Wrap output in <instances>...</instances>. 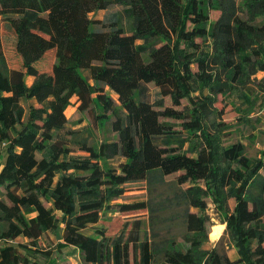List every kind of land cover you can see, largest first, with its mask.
Listing matches in <instances>:
<instances>
[{
    "label": "trees",
    "instance_id": "16d2710c",
    "mask_svg": "<svg viewBox=\"0 0 264 264\" xmlns=\"http://www.w3.org/2000/svg\"><path fill=\"white\" fill-rule=\"evenodd\" d=\"M114 5L128 29L117 14L91 17ZM211 12L219 18L212 21ZM14 17L28 37H48L55 49L52 79L33 88L26 81L38 74L32 59L11 69L4 54L2 25ZM262 72L264 0H0V264H57L40 244L50 232L86 264H155L143 222L115 235L100 223L108 213L149 209L147 202L115 203L127 184L177 173L199 213L187 212V248L168 244L165 264H264V150L250 158L241 143L222 146L219 133L231 125L216 107L219 96L241 93L250 109L238 108V119L248 118L256 100L250 84ZM258 87L264 91V80ZM74 98L80 112L98 103L97 121L117 138L95 146L69 129ZM185 99L191 105L174 108ZM162 119L180 121L182 130ZM74 147L87 156L74 155ZM116 158L124 159L118 168L110 164ZM209 196L225 214L235 261L204 249Z\"/></svg>",
    "mask_w": 264,
    "mask_h": 264
},
{
    "label": "rangeland",
    "instance_id": "374dc122",
    "mask_svg": "<svg viewBox=\"0 0 264 264\" xmlns=\"http://www.w3.org/2000/svg\"><path fill=\"white\" fill-rule=\"evenodd\" d=\"M236 1L238 4L243 2V0ZM116 14L123 26L128 29L129 20L121 15V7L117 5L110 7L107 11L92 14L91 17L106 19ZM219 16V12L210 13L212 21L217 20ZM243 17L246 16L243 14ZM27 32L19 17H14L12 21L5 22L2 25L3 48L8 66L11 69H24L25 63L31 58L38 74H28L26 81L29 88H33L39 81H50L52 79L55 49L48 37L43 35H39L37 38L28 37ZM252 80L254 81L250 84V88L255 96H252L250 92H248V95L251 96V99L256 97V100L248 118L245 114L244 121L240 122L238 119L240 116L238 108L242 112L250 109V105L246 103L241 93L234 92L226 98L219 96L216 107L223 112L222 121L231 125L219 133L222 146L227 147L234 143H241L245 146L248 157L259 158L261 151L264 150V91L258 87V83L264 80V72L257 74ZM149 87L152 91H156L154 84H150ZM106 93L120 107L118 96L108 88ZM191 94L196 95L197 91ZM76 101L75 98L72 100L73 105L67 111L69 129L82 131L78 137L95 146L105 141H114L117 138V135L111 130V126L106 121H97V114L102 112V107L98 103L91 111L80 112ZM33 102L34 100L24 101L23 104L28 107ZM165 105L168 107L174 106L169 97L165 98ZM189 105H191L189 99H185L180 107L174 108L183 110ZM162 121L174 124L175 129L182 130L180 121L173 119H162ZM202 124L204 130L215 131L210 119L202 118ZM199 135H201V132H199ZM74 155L87 156L77 147H74ZM122 162H124L123 158H116L111 160L110 164L114 168H118ZM179 175V173L169 176L155 174L146 181L127 184L125 195L116 200L115 203L147 202L149 209L128 213H108L103 216L100 226L107 227L109 235H115L123 229L129 232L132 228L134 229V222L140 220L143 222L141 237L142 239L147 237L151 242L156 253L155 264H165V250L168 244L175 242L177 245L187 248L185 242L187 212L199 213V210L190 207L184 198L183 192L189 187V184L180 185L177 181ZM198 185L204 190L208 188L204 181L199 182ZM206 201L208 207L205 215L209 218V221L207 224L208 241L204 249H217L232 261L237 260L238 250L227 232L224 212L217 208L213 196H209ZM227 204L230 212H234L235 198H229ZM46 205L49 206L50 204L46 202ZM212 230L213 234L210 235ZM88 233L91 234L92 230H89ZM40 244L45 250L52 252L53 259L57 264H86L78 250L73 247H62L64 242L59 234L50 232L44 235ZM132 264H134L133 259Z\"/></svg>",
    "mask_w": 264,
    "mask_h": 264
},
{
    "label": "crops",
    "instance_id": "0c3cea01",
    "mask_svg": "<svg viewBox=\"0 0 264 264\" xmlns=\"http://www.w3.org/2000/svg\"><path fill=\"white\" fill-rule=\"evenodd\" d=\"M91 81H92V80H91ZM91 81H90V82H91ZM92 82H93V81H92ZM92 82H91V84H92ZM75 99H76V98H75ZM76 100H77V99H76ZM72 103H73V102H72ZM70 107H71V106H70ZM70 107H69V108H70ZM69 108H68V110H69ZM68 110H67V111H68ZM67 117H68V115H67Z\"/></svg>",
    "mask_w": 264,
    "mask_h": 264
}]
</instances>
